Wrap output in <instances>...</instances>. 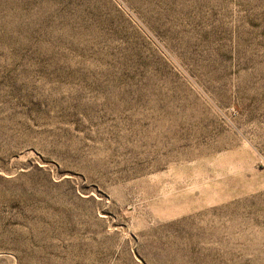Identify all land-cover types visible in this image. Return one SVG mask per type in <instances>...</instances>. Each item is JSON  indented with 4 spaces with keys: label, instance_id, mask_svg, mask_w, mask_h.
Segmentation results:
<instances>
[{
    "label": "rangeland",
    "instance_id": "374dc122",
    "mask_svg": "<svg viewBox=\"0 0 264 264\" xmlns=\"http://www.w3.org/2000/svg\"><path fill=\"white\" fill-rule=\"evenodd\" d=\"M0 264H264V0H0Z\"/></svg>",
    "mask_w": 264,
    "mask_h": 264
}]
</instances>
